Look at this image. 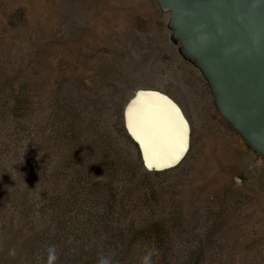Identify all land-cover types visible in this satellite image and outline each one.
I'll return each mask as SVG.
<instances>
[{
    "label": "rangeland",
    "instance_id": "obj_1",
    "mask_svg": "<svg viewBox=\"0 0 264 264\" xmlns=\"http://www.w3.org/2000/svg\"><path fill=\"white\" fill-rule=\"evenodd\" d=\"M171 17L158 0H0V264H46L50 245L57 264H264V157Z\"/></svg>",
    "mask_w": 264,
    "mask_h": 264
},
{
    "label": "water",
    "instance_id": "obj_2",
    "mask_svg": "<svg viewBox=\"0 0 264 264\" xmlns=\"http://www.w3.org/2000/svg\"><path fill=\"white\" fill-rule=\"evenodd\" d=\"M158 1L172 12L175 36L210 82L219 112L264 157V0ZM146 93L175 109L185 141L186 123L176 105ZM176 158L153 166L172 165Z\"/></svg>",
    "mask_w": 264,
    "mask_h": 264
},
{
    "label": "clouds",
    "instance_id": "obj_3",
    "mask_svg": "<svg viewBox=\"0 0 264 264\" xmlns=\"http://www.w3.org/2000/svg\"><path fill=\"white\" fill-rule=\"evenodd\" d=\"M47 261L46 264H57V261L59 259L56 247L54 245H50L47 250ZM10 255H15V250H10ZM97 264H112V260L110 256H104L101 255L98 257ZM141 264H152V252L149 251L147 254H145L143 257H141Z\"/></svg>",
    "mask_w": 264,
    "mask_h": 264
},
{
    "label": "snow or ice",
    "instance_id": "obj_4",
    "mask_svg": "<svg viewBox=\"0 0 264 264\" xmlns=\"http://www.w3.org/2000/svg\"><path fill=\"white\" fill-rule=\"evenodd\" d=\"M177 159V162H179V157L176 158ZM150 168L153 167V165L149 164L148 165Z\"/></svg>",
    "mask_w": 264,
    "mask_h": 264
},
{
    "label": "bare ground",
    "instance_id": "obj_5",
    "mask_svg": "<svg viewBox=\"0 0 264 264\" xmlns=\"http://www.w3.org/2000/svg\"><path fill=\"white\" fill-rule=\"evenodd\" d=\"M147 112V111H146ZM169 127V126H168Z\"/></svg>",
    "mask_w": 264,
    "mask_h": 264
}]
</instances>
